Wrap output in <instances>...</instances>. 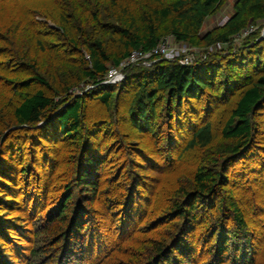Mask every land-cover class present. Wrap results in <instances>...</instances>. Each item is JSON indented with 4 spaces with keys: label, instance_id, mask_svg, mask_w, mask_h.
I'll list each match as a JSON object with an SVG mask.
<instances>
[{
    "label": "rangeland",
    "instance_id": "1",
    "mask_svg": "<svg viewBox=\"0 0 264 264\" xmlns=\"http://www.w3.org/2000/svg\"><path fill=\"white\" fill-rule=\"evenodd\" d=\"M237 1L227 0L222 9L207 19L202 39L224 33ZM73 2L59 0L54 5L43 0H0V258L7 264H26L38 242H53V233H47L52 229L50 221L71 185L70 189L78 196L69 204L67 231L73 229L75 237L82 240L77 230L79 225L84 228L86 238L93 242L90 254L98 255L92 257L93 263L103 257L99 246L104 238L110 248L114 244L122 246L116 262L123 259L129 264H145L149 256L146 252L153 248L149 245L166 240L168 234L174 235L176 228L183 226L180 219L170 218L171 212L177 202L184 200L186 192H193L196 169L205 166L227 180L229 186L222 190L221 196L240 206L254 235L255 253L250 251L249 256L255 259L254 264H264V103L251 116L253 139L240 158L227 161L229 155L223 151L227 141L222 136L241 94L239 89L264 75V21L249 24L228 43L217 42L212 46L205 42L192 46L165 35L162 53L155 60L135 55L137 60L131 65L126 60L119 66L111 62L107 76L99 84L83 79L70 95L63 97L56 92L58 84L68 75H79L80 58L88 56L82 38L74 46L60 32L58 9ZM135 2L103 0L100 23L92 22L85 28L89 40L98 36L110 49L119 46L115 28L121 26L124 10ZM15 3L20 7H15ZM15 10L22 11L25 20L22 27L29 34L26 44L19 41L25 32L15 39L9 25L11 20L3 18L5 11L15 13ZM76 16L86 22L81 10ZM179 60L198 66L201 71L221 66L217 78H213L210 70L206 74L213 83L212 91L186 97L179 106L168 92L160 93L149 129L141 130L134 122L136 119L141 123L134 105L138 90L130 87L122 92L125 78L158 63ZM33 61L38 64L36 72L31 68ZM35 75L44 77L48 87L33 85L24 90L11 83ZM37 90L53 98L58 106L77 97L85 99L87 130L77 142L56 131V110L34 126L15 121V108ZM106 90L120 94L111 109L100 100ZM206 126L211 127L209 144L191 145L194 135ZM84 155L101 163L97 170L100 197L95 195V201L92 194L97 192L82 198L73 185ZM217 198L204 199L196 213L197 222L184 225L189 237L183 241H189L194 251L185 264H214L220 230L232 231L235 225L228 211L218 209ZM79 205L88 210L86 219H81ZM216 230L218 235L214 237ZM148 241L152 242L147 245ZM233 255L234 250L227 256V264Z\"/></svg>",
    "mask_w": 264,
    "mask_h": 264
},
{
    "label": "trees",
    "instance_id": "2",
    "mask_svg": "<svg viewBox=\"0 0 264 264\" xmlns=\"http://www.w3.org/2000/svg\"><path fill=\"white\" fill-rule=\"evenodd\" d=\"M43 1L45 3L47 1L52 2L51 4L56 5L59 0ZM73 1L71 6H64L62 10L58 9L57 17H59L60 32L62 37L74 46V42L79 37L82 38L88 56L87 58L84 56L80 58L82 69L79 75H68L64 82L58 84L56 92L63 97L70 95V91L79 86L83 79L99 84L109 72V63L112 62L115 66H119L123 61L129 59L134 51L151 52L162 44L165 35L172 36L177 42L192 46H201L204 42L208 46H212L217 42L228 43L231 37L243 33L249 24L255 21H264V0H238L235 13L227 21L224 33L216 37L211 34L202 39L201 32L207 23V19L222 9L227 0H136L129 9L124 10L122 20H120L121 26L115 28V33L119 35V46L110 49L101 37H94L90 41L85 30L88 27L87 25L92 22L95 24L100 23L102 13L100 6H102L103 0ZM112 1L118 3L120 0ZM15 5V7L19 6L18 3H15ZM80 10L84 13L86 22L82 18L79 20L76 16V13ZM13 12L8 13L5 11L3 18L11 20L9 25L13 28L12 34L16 36L15 39H19L20 32H25L23 34L25 37L20 35L19 41L26 44L29 34L28 30H23L22 27V24L25 23V20H22L24 19L21 15L22 11L15 10V13ZM156 58L158 57L153 56L152 59L155 60ZM31 64L32 71H38L37 62L33 61ZM221 68V66H212L208 71L212 72L213 78H217ZM228 69L229 67L224 70ZM208 71L204 69L201 71L198 66L185 65L179 60L173 63H158L153 68H148L145 71L131 73L128 78H125L127 80L123 83L121 91L124 92L130 87L138 90L134 96V105L141 123L136 119H134V122L141 130H144V127L149 129V121L155 116V102L159 94L164 91L168 92L170 98L175 100V104L178 106L181 105L182 99L186 97L192 98L202 91H212L213 83L206 76ZM11 83H15L24 90H30L33 85L48 87L47 81L40 75ZM242 88L239 89L241 94L236 102L237 105L222 130V136L227 141V145L223 150L229 155L227 161L240 158L250 147L253 139V120L251 116L255 111L261 109L264 103V75L247 83V86ZM119 95L117 92L106 90L102 93L100 100L105 107L111 109L112 106H115L116 98ZM85 104L84 98L77 97L69 103L63 101L58 106L53 98L48 97L45 92L37 90L34 93H29L20 101L15 108L14 118L21 125L34 126L43 118H46L50 111L56 110V131L64 138L71 139L75 143L86 129L85 110L87 107ZM210 133V126L199 129L194 135L191 145L201 142L203 146H207L211 140ZM100 165L99 160L88 155L80 161L73 185L79 190V195L82 198L93 192H97L92 194L94 201L97 196L100 197L97 184V170L100 169ZM196 170L192 183L193 192H186L184 200L177 202L171 212L170 218L180 219L183 226L176 228L178 233L175 231L174 235L168 234L165 238L166 240L169 239L167 242L166 240L157 241L156 243L155 241H148L147 245L152 242L149 246L153 245V248L150 252H146L149 256L145 264H185L189 261V257L191 258L190 255L194 251L191 250L189 241H183L189 237V233L183 230L184 225L186 223L195 224L197 222L196 213H198L197 210H199L202 201L204 199H215L216 196L218 197L217 201L220 202L218 209L228 211L233 217L235 225L232 226V231L220 230V235L214 247V264H227V256L233 250L234 255L230 264H254L255 259L251 255L249 256L250 251L255 253L252 228L248 225L238 203L233 199L228 202L226 197L221 196L222 190L229 186L227 180L220 173H214L205 166H199ZM70 187L71 185L68 187V195L64 197L60 209L50 221V228L52 229H49L47 233H53V242L51 243L49 240L42 242L39 239L40 242L31 250L30 258L26 264H129L127 260L123 259L116 262V256L123 248L118 244H114L110 248L108 241H105L104 238V243L99 246V250L102 249L101 254H103V257L93 263V255L90 254L93 242L91 238H89V241L86 238L87 234L84 233V228L79 225L78 230L76 229L78 235L81 234L82 240L75 237L73 229L67 231L66 226L69 224L70 219L68 215L69 204L78 196ZM82 208L83 206L79 208L81 209V219H86L89 212L87 209ZM181 227L183 233L180 231ZM214 232H216L214 235L216 237L218 232L217 230ZM231 237L237 238L236 241H240V245ZM146 248L145 250H147ZM53 249L55 250L52 251ZM97 256L95 255L93 258ZM0 264H7V262L0 258Z\"/></svg>",
    "mask_w": 264,
    "mask_h": 264
},
{
    "label": "built area",
    "instance_id": "3",
    "mask_svg": "<svg viewBox=\"0 0 264 264\" xmlns=\"http://www.w3.org/2000/svg\"><path fill=\"white\" fill-rule=\"evenodd\" d=\"M161 51H162L161 45L158 48L152 50L151 52H147V53L134 51L131 53L130 58L127 59L126 61L129 63V65H131L132 63H134L137 60L136 59L137 57L135 55H139V56L143 57V59H147V58H153V56L159 57L162 53ZM114 74H117L116 70H114ZM117 75H119V74H117Z\"/></svg>",
    "mask_w": 264,
    "mask_h": 264
}]
</instances>
